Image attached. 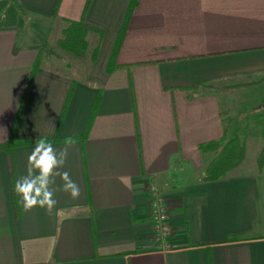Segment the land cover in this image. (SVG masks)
Wrapping results in <instances>:
<instances>
[{
    "label": "crops",
    "instance_id": "1",
    "mask_svg": "<svg viewBox=\"0 0 264 264\" xmlns=\"http://www.w3.org/2000/svg\"><path fill=\"white\" fill-rule=\"evenodd\" d=\"M11 1L95 30L88 66L73 75L0 23V144L13 130L21 141L58 136L57 147L77 136L63 170L81 189L75 200L57 191L53 215L25 213L13 185L34 143L0 150V264H264V167L207 182L219 150L200 147L237 135L240 115L264 113V79L251 84L264 77V0H137L120 43L131 0ZM8 3L0 21L13 19ZM251 90L253 107L237 109L234 96ZM151 182L170 205L167 249L153 237ZM240 234L249 238L230 240Z\"/></svg>",
    "mask_w": 264,
    "mask_h": 264
},
{
    "label": "rangeland",
    "instance_id": "2",
    "mask_svg": "<svg viewBox=\"0 0 264 264\" xmlns=\"http://www.w3.org/2000/svg\"><path fill=\"white\" fill-rule=\"evenodd\" d=\"M7 1L9 2V6L6 12L11 14L13 19H8L7 21H3L2 19L0 23H10L18 27L20 33L19 38L22 43L41 47L44 51L43 65L65 73H72L73 75L79 74L78 68L79 71L80 69L83 71L86 70L88 66L87 57H81L79 59L58 46V40L63 35L62 31L68 24L63 27L62 24L54 19L29 14L27 11L15 6L11 0ZM255 92L257 91L251 90L247 93H237L234 96L235 99H232V102L239 110H249L253 107ZM262 115L264 113H259L258 116L251 113L240 115L239 121L236 124L239 128L238 134L246 146L245 159L240 164L242 168H246H243L242 171L244 172L258 167V156L264 144V139L261 134L262 119L260 116Z\"/></svg>",
    "mask_w": 264,
    "mask_h": 264
},
{
    "label": "trees",
    "instance_id": "3",
    "mask_svg": "<svg viewBox=\"0 0 264 264\" xmlns=\"http://www.w3.org/2000/svg\"><path fill=\"white\" fill-rule=\"evenodd\" d=\"M90 1L91 0L88 1L87 8L89 6ZM136 5H137V0H131V4L129 6L127 17H126V22L119 36V43L126 31L128 20L130 19V16ZM53 15H56V12ZM67 23H68V26L62 31L63 35L58 40V46L62 50L67 51L77 57H83L87 55L89 53L88 34L90 31L95 30V28L88 25L85 22L84 18L81 20H77V21L68 20ZM100 36L102 38V33L100 34ZM98 49H99V44L91 52V61L96 60L97 55H98ZM17 50H19V47L16 46L15 51ZM111 66L113 67V64ZM39 67H40V58L35 63L33 70L31 72V76L28 80L26 92H25V95H24V98L21 104V108H20V111L17 117L16 124L18 123V120L21 117L24 105L27 102L28 90L34 80V77ZM112 67L109 69H112ZM263 79L264 77L257 81L251 82V84L260 82ZM240 85H247V84L242 83ZM260 117L262 119L261 120L262 121L261 122V134L264 139V115ZM48 139L53 142L58 139V136H54ZM33 143L34 141L18 140L13 130L9 139L5 143L0 144V150L5 149L9 151L14 146L28 145V144H33ZM200 147L205 150H219L215 158L206 167L204 180L207 182H215V181L228 178L231 171L239 167L240 164L244 161L245 155H246V146L239 134L235 135L233 138H231L228 141H222V140L211 141V142L201 144ZM258 166H259V169H262L264 167V144L258 156ZM247 238H249L247 235L240 234V235L232 236L230 240H242V239H247Z\"/></svg>",
    "mask_w": 264,
    "mask_h": 264
},
{
    "label": "clouds",
    "instance_id": "4",
    "mask_svg": "<svg viewBox=\"0 0 264 264\" xmlns=\"http://www.w3.org/2000/svg\"><path fill=\"white\" fill-rule=\"evenodd\" d=\"M78 143L79 138L75 135L65 137L59 147L47 137L35 140L27 156L26 173L14 181L13 192L18 208L25 213L39 208L47 215H53L58 203L57 191L66 193L73 200L80 197V186L63 170L70 150ZM57 178L62 181L58 188L55 187Z\"/></svg>",
    "mask_w": 264,
    "mask_h": 264
},
{
    "label": "built area",
    "instance_id": "5",
    "mask_svg": "<svg viewBox=\"0 0 264 264\" xmlns=\"http://www.w3.org/2000/svg\"><path fill=\"white\" fill-rule=\"evenodd\" d=\"M148 190L154 241L161 248L167 249L170 247V238L173 233L170 205L156 183L151 182Z\"/></svg>",
    "mask_w": 264,
    "mask_h": 264
}]
</instances>
